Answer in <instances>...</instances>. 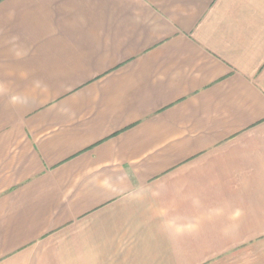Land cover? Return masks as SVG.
Segmentation results:
<instances>
[{"label": "crops", "instance_id": "0c3cea01", "mask_svg": "<svg viewBox=\"0 0 264 264\" xmlns=\"http://www.w3.org/2000/svg\"><path fill=\"white\" fill-rule=\"evenodd\" d=\"M0 264H264V0H0Z\"/></svg>", "mask_w": 264, "mask_h": 264}]
</instances>
